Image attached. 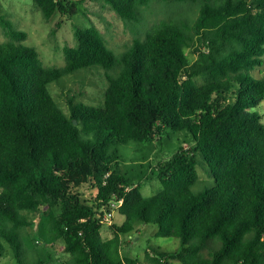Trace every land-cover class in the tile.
<instances>
[{"label":"trees","instance_id":"16d2710c","mask_svg":"<svg viewBox=\"0 0 264 264\" xmlns=\"http://www.w3.org/2000/svg\"><path fill=\"white\" fill-rule=\"evenodd\" d=\"M34 1L46 20L60 15L55 32L86 0ZM93 1L122 18L132 42L117 52L98 26L77 25L61 66L0 14L10 35L0 42V255L9 246L19 264H139L122 256V235L155 223L180 239L172 251L150 248L158 264H264V75L253 73L263 64L264 0ZM90 69L105 73L102 98L69 96L66 110L52 85ZM181 132L147 175L121 150L133 141L154 150ZM201 161L215 184L194 192ZM153 177L162 188L146 195ZM120 198L124 220L104 238ZM31 213L43 220L38 241L63 240L71 260L36 240L28 255Z\"/></svg>","mask_w":264,"mask_h":264},{"label":"rangeland","instance_id":"374dc122","mask_svg":"<svg viewBox=\"0 0 264 264\" xmlns=\"http://www.w3.org/2000/svg\"><path fill=\"white\" fill-rule=\"evenodd\" d=\"M0 14L6 18L13 28L23 30L28 33L24 43L29 46H35L40 51L43 61L48 65H64L66 63L65 47L73 45L76 42L75 27L77 25L89 26L95 24L98 26L111 47L121 52L126 49L128 44L132 42L133 31L128 28L122 18L107 6H103L101 2L86 0L82 9L73 17L67 18L62 27L53 32V28L57 26V22L61 18L59 14L46 20L42 10L35 4L34 0H0ZM66 19V18H65ZM7 27L0 20V42L10 38L7 33ZM254 75H264V56L261 67L253 70ZM106 86V76L103 70L90 69L81 70L76 73L67 75L62 78L61 82L52 85V91L61 103L68 110V97L75 95L78 100L86 102L99 101ZM263 115L264 122V100L256 108ZM185 136V132L172 134L169 144L155 143L154 150H151L147 143L131 142L128 145L121 146V150L128 162L141 159L146 165V175L150 172L149 162L156 164L157 159L165 158L173 153L179 143V139ZM189 142L186 146H189ZM148 157L143 160L142 157ZM201 159L203 157L201 156ZM139 161V162H140ZM198 164L200 174L199 181L193 186L194 192H200L215 184V178L206 162ZM138 170V168H136ZM145 176V174H144ZM162 188V184L157 177H153L145 182L142 190L146 195H152ZM82 191L90 197L95 190H91L86 186ZM36 214H29L35 219L34 224L27 227L30 235L26 245L28 246V255H36L32 248V241L40 245V248L50 250L51 253L61 260H71L70 253L63 250V240L57 242L38 241L42 238L40 227L42 225V217ZM124 215L118 208L113 210V215L105 218L102 227L104 238L112 237L114 230L113 223H121ZM158 225L155 223H140L138 231L132 234L122 235L123 244L121 246V254L123 257H132L139 260V264H158L148 257L151 247L159 246L162 250L172 251L180 246V239L174 236H160L157 234ZM177 263V260H173ZM0 264H19L13 251L7 246V250L0 255Z\"/></svg>","mask_w":264,"mask_h":264},{"label":"built area","instance_id":"2783aa9c","mask_svg":"<svg viewBox=\"0 0 264 264\" xmlns=\"http://www.w3.org/2000/svg\"><path fill=\"white\" fill-rule=\"evenodd\" d=\"M122 202H123V198H120L119 199V203L118 204H114V209L118 208L119 207V204H121ZM113 210L110 211V212H107V214L104 217V220H105V218H108L109 215H113Z\"/></svg>","mask_w":264,"mask_h":264},{"label":"water","instance_id":"95a60500","mask_svg":"<svg viewBox=\"0 0 264 264\" xmlns=\"http://www.w3.org/2000/svg\"><path fill=\"white\" fill-rule=\"evenodd\" d=\"M75 122H77V121H75Z\"/></svg>","mask_w":264,"mask_h":264}]
</instances>
